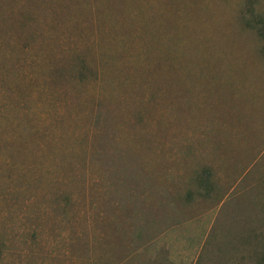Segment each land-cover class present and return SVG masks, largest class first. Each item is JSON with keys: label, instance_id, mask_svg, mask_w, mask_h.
I'll return each instance as SVG.
<instances>
[{"label": "rangeland", "instance_id": "374dc122", "mask_svg": "<svg viewBox=\"0 0 264 264\" xmlns=\"http://www.w3.org/2000/svg\"><path fill=\"white\" fill-rule=\"evenodd\" d=\"M0 264H264V0H0Z\"/></svg>", "mask_w": 264, "mask_h": 264}, {"label": "trees", "instance_id": "16d2710c", "mask_svg": "<svg viewBox=\"0 0 264 264\" xmlns=\"http://www.w3.org/2000/svg\"><path fill=\"white\" fill-rule=\"evenodd\" d=\"M258 29H260V30H261V29H262V27H260V28H258ZM261 32H262V31H261Z\"/></svg>", "mask_w": 264, "mask_h": 264}]
</instances>
